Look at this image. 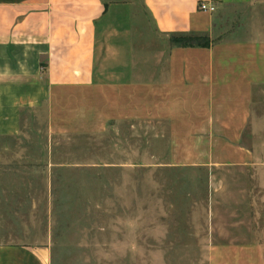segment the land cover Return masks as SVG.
<instances>
[{"label":"crops","instance_id":"0c3cea01","mask_svg":"<svg viewBox=\"0 0 264 264\" xmlns=\"http://www.w3.org/2000/svg\"><path fill=\"white\" fill-rule=\"evenodd\" d=\"M199 1L0 0V136L43 108L60 134L145 121L174 152L217 151L221 138L230 158L201 164L248 167L264 189V139L244 142L264 137V0H207L212 13ZM186 35L211 45L171 43ZM0 264L51 255L0 246Z\"/></svg>","mask_w":264,"mask_h":264},{"label":"rangeland","instance_id":"374dc122","mask_svg":"<svg viewBox=\"0 0 264 264\" xmlns=\"http://www.w3.org/2000/svg\"><path fill=\"white\" fill-rule=\"evenodd\" d=\"M169 140L145 121L60 134L26 113L0 136V246L46 247L51 264H264L255 171L201 164L230 158L219 137L209 153Z\"/></svg>","mask_w":264,"mask_h":264},{"label":"trees","instance_id":"16d2710c","mask_svg":"<svg viewBox=\"0 0 264 264\" xmlns=\"http://www.w3.org/2000/svg\"><path fill=\"white\" fill-rule=\"evenodd\" d=\"M171 43L178 47H210L211 45L207 36L200 35L174 36L171 38Z\"/></svg>","mask_w":264,"mask_h":264},{"label":"built area","instance_id":"2783aa9c","mask_svg":"<svg viewBox=\"0 0 264 264\" xmlns=\"http://www.w3.org/2000/svg\"><path fill=\"white\" fill-rule=\"evenodd\" d=\"M199 10L204 12H214L216 10V5L207 0H200L198 5Z\"/></svg>","mask_w":264,"mask_h":264}]
</instances>
